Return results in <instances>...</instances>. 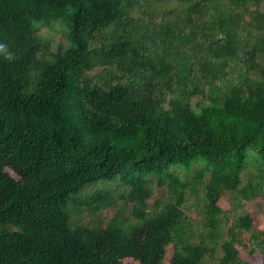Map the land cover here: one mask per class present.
I'll return each instance as SVG.
<instances>
[{
    "label": "trees",
    "instance_id": "16d2710c",
    "mask_svg": "<svg viewBox=\"0 0 264 264\" xmlns=\"http://www.w3.org/2000/svg\"><path fill=\"white\" fill-rule=\"evenodd\" d=\"M0 42V264H264V0H0Z\"/></svg>",
    "mask_w": 264,
    "mask_h": 264
},
{
    "label": "rangeland",
    "instance_id": "374dc122",
    "mask_svg": "<svg viewBox=\"0 0 264 264\" xmlns=\"http://www.w3.org/2000/svg\"><path fill=\"white\" fill-rule=\"evenodd\" d=\"M170 5L173 4V6L176 4L174 1H171L169 3ZM41 34L51 40L54 44L58 40H62V30L59 25H52L51 27H46V28H40ZM252 168V167H251ZM253 170V168H252ZM102 181L96 182L92 185H90L87 189H84L81 193L82 198L88 197L92 192L98 189H105L108 190L111 193L112 197V204L108 208H104L101 211H99L96 215H93L88 212H84L82 214H77L75 216V219L77 220L76 223L79 224H84V225H89V224H94L96 221V217L99 216V220L104 223L103 225H106L108 221L111 219V217L116 213L117 211V206L114 198L117 197V195H120L121 192L123 191L122 188H118L117 182H112V183H100ZM154 189V195L156 197H159L162 195L158 189L153 185ZM234 201L233 195L231 193H225L219 200L218 206L223 210V211H229L231 209V201ZM115 203V204H114ZM236 203V201H235ZM125 215L127 218L130 219L131 222H133V219L131 218V210L130 208L125 209ZM238 213L240 214H250L253 218V225L256 230L264 231V197L256 198L251 201H243L241 208L238 210ZM190 217L192 219L193 224L197 223L200 218L201 214H198L195 211L190 212ZM233 220V213L228 214V220L226 223V226H230L231 222ZM248 239H249V234L248 233H243L239 237V244L236 245L238 251H239V257H241L244 260L251 261L252 264H263L261 257L258 253H255L253 256L249 254V248H248ZM173 254V247L172 245H169L166 249V256L163 264H167L168 261L170 260L171 256Z\"/></svg>",
    "mask_w": 264,
    "mask_h": 264
},
{
    "label": "clouds",
    "instance_id": "9594fccd",
    "mask_svg": "<svg viewBox=\"0 0 264 264\" xmlns=\"http://www.w3.org/2000/svg\"><path fill=\"white\" fill-rule=\"evenodd\" d=\"M0 54L6 56L9 59H12L14 56V54L8 50L7 45L3 42H0Z\"/></svg>",
    "mask_w": 264,
    "mask_h": 264
}]
</instances>
